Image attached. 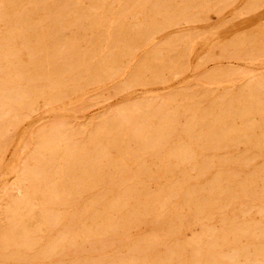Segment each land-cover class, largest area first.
Returning <instances> with one entry per match:
<instances>
[{
  "label": "rangeland",
  "instance_id": "374dc122",
  "mask_svg": "<svg viewBox=\"0 0 264 264\" xmlns=\"http://www.w3.org/2000/svg\"><path fill=\"white\" fill-rule=\"evenodd\" d=\"M30 1L33 3L24 1L14 7V11L16 12L14 13L15 15H18L19 13H20L19 15H21L23 12H31L33 14V17L31 20L27 22H21L18 24V26L21 32L23 31L26 32L28 29L34 28L35 36L30 37L29 41L31 42V44L37 43V41L41 42L42 49H45V50L47 49L48 51L49 49H52L55 47L54 45L55 38L47 35L49 30H52L54 23L49 22L48 20H46V18H43L44 14L50 8V5L44 3V0L43 1L42 0H30ZM118 1L119 0H115L111 2V5H110L111 11H108V17L104 19L105 21L107 20L106 24L103 22L104 20L101 21L100 22L101 25L95 26L92 30H90L88 34H86L85 31L83 30V27H85V24H86L85 17L81 18L83 19L82 21L81 20L78 21V24L80 23L78 26L76 25L71 26V24L67 26V30L69 33L67 32V37L60 41L66 42L65 44H67V42L71 40L69 44L75 45V46L74 47L63 46V49L64 47L65 49L63 50V53L61 56H63L64 59L68 60L71 57L70 58L71 61H76L77 58H79L85 53L87 46H89V44L92 42L93 39L94 41H97L101 39V37L102 39L99 40L98 43L96 44L97 54H100L102 50L104 52L103 38L105 37L104 36L105 31L109 30L110 21L114 20V19H111V16H114V15L117 16V14L121 12L123 5H125L124 2H126V0H120L119 2ZM151 1L152 3H145V5L142 4L143 8L140 5V7L138 8V11L135 12L134 17L129 15L131 17L130 18L127 15V17L123 19V23H125L124 24L125 27L133 28V30L135 29V31H137V29L134 28L135 24H141L142 26L145 27V32L143 33V36L141 38L136 39L134 41L135 42L134 43L135 45H133L134 49L132 50L130 55H127V57L118 56L120 53L119 50L121 46L118 49L114 50V53H116L114 54L115 55L114 64L104 63L98 69L88 68V70H86L87 67H89V66H86L84 69L82 68V70L79 69L78 71L74 69H72L71 71L68 70L67 72H69L70 74L66 73L64 77H55V76L53 77L52 76L49 78L50 81L48 80V78L44 79L43 76H41V78L40 76H34L31 79H26V80H32L30 81L31 82V84H29L30 86H27L28 83L25 80L20 81L19 83L9 82L10 80H7L9 79L7 76L9 75L6 74L5 70H4L5 72L3 73V70L0 69V79L5 77L7 81V83L4 86L8 88L9 90V91L8 90L6 91L7 94L13 93L12 96L14 95L15 99H17L14 105L15 110L13 111L12 115L8 116L3 121V124L1 125V128H0V213H1L0 214V231L3 228L7 227V225L10 222V219H12L10 216V219L8 220L9 216L7 217L6 209L9 206V203L10 204L12 203L13 197L17 195L18 192L16 189L28 184L27 182L26 184L21 182V174L23 172L22 167L23 166L25 167L29 164L34 165V162L31 159H33V155H34L33 152H35L34 150L37 149V145L40 143V139H39L40 134L43 132L56 131L59 134V138L61 140L60 141L61 149L59 150V154H57L58 156L55 157L56 159L54 158L55 159L54 162L58 164L63 160V157H62L63 155L60 153L67 146H68V149L72 148L77 153L80 150V152L78 153L79 154L78 160L71 167L68 166L66 168V171L68 172L70 176L74 175L73 178L83 177L84 180L88 179L87 176H81V175H84V172L86 171L85 169H87V171H90V172H93V171L99 172L101 175V183L98 184L97 187L96 185L86 187L85 190H87V192L85 190L83 192H78L76 191L75 188L71 187V185L66 182V184L63 185V190L67 192V195H69V197L72 200L71 202L69 201L65 203V209H63V212H62L61 222L53 227L48 228L47 231H44L43 232L44 239H42L40 242L49 241V238L50 240L51 238L52 240H54L55 238H57V236H60L63 233L62 231L65 227L69 229L77 228L79 224H77L76 222H73L75 226L73 224L72 226V225H69L70 223L69 221L71 220L75 221V217H76V214H74L75 211L79 210L80 206L83 205L84 203L86 205H89L99 190L104 191L106 194L105 203H110V200L116 197L118 192L124 191L125 189H130L131 187L130 190H132L133 193H135V195L138 197L137 198L138 201L137 202L132 201V199L125 201L124 203L125 204L127 203L126 205H129V206H133L135 203H139V200H140V203L142 204L144 203L146 194L156 195L163 190L164 193H166L165 195L163 194L164 198L166 199V197L168 196L170 197V199L168 197L165 200L166 205L168 206L170 202L171 209L173 210L175 209V210H174V213L172 212L169 213L170 211L168 209L164 210L163 214L166 215L167 213V215L165 216L166 217L165 219H167V223H168L167 225L160 224V222H158L157 224L145 223V221H142V219L144 218L143 217L140 219V222L142 224L139 222L140 227L138 226L139 224L138 225L134 224L132 226L131 223H130V226H128L129 224H127V225H124L123 227V223L122 221H120L121 219L118 218L120 217L121 213L115 212V211H113L110 216V219H113V221L115 222L109 219V221H111V225L113 226L109 230H105V224H103L102 226V222L99 220L93 223H91V221H88L86 223V227L83 226L84 229L90 230V231H97L99 229L98 231L101 237L104 238V240L103 238L100 237L99 239H91L90 242L85 241L83 243H77L78 249L74 253L58 254L54 257L52 256L49 260L44 261V263L42 264H112L113 262H114L113 264H116V263L126 264V262H128V260L132 258L134 260L132 259L133 260L132 262H128L129 264H133V263L137 264L136 261L138 262V264H140V262H142L141 261L142 258L144 262L146 260L148 262H151V260L158 261V259H161V256L163 257L165 256L168 259L169 255L170 257L168 260H171L173 264H179V262H174L178 258V256L171 254L173 253L175 249H177L180 253L179 256L181 257L183 261L182 264L190 263V260H191V263L193 262L194 264H200V263L205 264L204 263L205 260L207 264H221V263L222 264H230V263L236 264V261L238 260L239 262L237 264H240V263L244 264L245 262L246 264H253V263L254 264H264L263 263L264 262V239H263L264 237V204H263L264 202L263 200L264 199V193H263L264 191V187H263L264 186V180H263L264 179V147L263 146L264 145H261V146L259 145V147L258 145L256 146L252 144H250L251 146L242 145V143H240L239 145L238 143L237 144L232 143L233 145L231 144L229 145L227 143H223V145H214V146L207 145L209 141V137H210L209 128H211V123H210V120L208 119L215 118L214 114H216V120L214 122L215 124L214 130L217 127V129L218 128H221L222 130L224 129V132L225 130L226 132H229L230 128L234 129L233 131L240 130L241 128V131L246 132V133L240 132L242 136L241 140H243V134H246L248 136L250 135L249 137H252V138L255 136V139L261 138L262 134L264 135V110H263L264 109L263 108L264 107V91L262 92V90H264L263 89L264 81H262L263 83L261 82V79L262 80L264 79V0H163L165 5L158 3V6H157L159 9H161L162 12H160L161 14L160 13L155 14V18L153 17L154 14L151 12V9L156 8L155 5L157 4V2H159V0H151ZM87 2L89 3V5ZM34 3L35 4L39 3V5L35 7ZM41 3L42 5H40ZM0 4L6 7L9 6L6 4V0L5 1L0 0ZM65 4H67V6H65ZM185 5H188L187 9L185 10V14H181V9L183 10V7H185ZM39 6L41 7L39 8ZM57 7L59 11L61 10L63 12V11H67L68 9H69L68 11H70V9L76 8L77 5L75 3L73 4L72 0H69V1L66 0L64 3H61ZM92 10H93L92 0L90 1L86 0L85 3L82 5V7L78 9L76 12L84 16L86 15L88 16L93 11H95V10L93 11ZM151 13H152V16H151ZM188 18H189V21H188ZM115 21H118V19L115 18ZM171 21L174 22L173 26L170 24ZM13 24L14 23L12 22L11 25ZM6 25H10V23L5 24L3 21H0V41L2 40V42L4 41L2 36H3V33L5 32L4 30H6L7 28ZM162 25H164L165 27H162L163 29L162 28L159 29L160 31L158 29H155L156 32H154L155 30H153L154 33L151 32V29L153 28V26L159 27ZM69 26L70 28L68 29ZM76 27H80V28L82 27V28L77 29ZM141 31H143V28H140V32ZM86 36L89 38L85 40ZM17 38L15 37V39L11 40V43L13 42L12 46H14V49L21 52L23 51L21 50L22 38L20 37H17ZM77 41H78V45H76ZM86 43L87 45H85ZM4 44H6V42H4ZM60 47H62V45H60ZM260 48L261 50H259ZM79 50H80V53L82 54L79 53ZM155 51H156V54H152ZM133 53L135 54L133 55ZM19 54H21L20 57L22 59L19 57ZM18 57L19 59L17 58L16 64L22 67L25 66V69H28L30 71L31 68L27 66L28 61H29V59L27 58L29 57L28 54L25 53L24 51V52L18 53ZM64 59L61 58V60L63 61ZM61 60L58 62L59 64L55 63L54 66L55 65L58 66L60 65V63H63L61 62ZM47 61H49L50 63L49 65H46L45 60H43V63L45 66L44 69H47L48 71H50L52 65H51L50 60H47ZM68 76H70L69 79H66L68 78ZM52 78H53V81H52ZM258 78L260 81H257ZM254 81H255V85L253 84L254 85L253 86L252 83H254ZM258 82L260 84H257ZM52 84H55V85H52ZM15 86H18V87L12 89ZM257 86L258 88L256 89ZM244 88L245 89L248 88L247 91H245ZM257 91L258 92L261 91V93H257ZM244 92L246 93L249 92L251 93V95H249V93L246 94ZM253 93H256V95ZM23 95L24 96L26 95L25 98H27V99H23L24 101H26L25 103H23V101L21 100ZM248 96L249 97L251 96V103L253 102V105L250 104V98H248ZM37 97H38V100L35 101V98ZM244 97H247L248 101ZM253 100L258 102L257 106H255L256 104H255V101ZM223 102L226 104V106ZM238 102H240L241 105L247 106L250 104V106L255 107V109L253 110L255 112H253V114H252V110L250 112L251 118L249 116V119L245 120L244 118H240L239 116H237L238 113L243 112V110L238 109L239 108ZM259 104H262L263 109L261 108V105L259 106ZM228 106L229 107L232 106V107L229 108ZM233 106L236 107V108L234 107L236 111L233 108ZM19 107L21 108V111ZM221 107L223 109H228L229 113H231L232 115L233 114L236 115V116L234 115L235 117L234 119H232L234 122L233 121L230 122V124L233 126H231L230 124L224 126L223 121H221L223 118H220L218 120L217 117H218V114L222 110ZM218 109L220 112H218ZM120 111H123V113L119 114ZM256 111L257 113L258 112L259 113L257 114ZM210 112H211V115H210ZM137 114H139L140 117ZM161 114L164 116H162ZM167 115H169L171 122ZM137 116H138V119L140 118L139 120H137ZM157 116L158 118H162V120L157 121L156 119H154V118H157ZM145 118L147 119L145 120ZM237 118L240 120H237ZM143 120L145 121L143 122ZM202 121L203 123H201ZM245 122H247V124H245ZM141 124H143V127ZM208 124H210V127L207 126ZM218 124H220L221 126ZM256 124L259 126H257ZM234 126H236V128ZM237 126L239 129H237ZM132 127H133V130H132ZM157 127L158 128L160 127L159 129L160 133L159 131L157 132L158 138L156 137L157 139H159L158 143L160 145L158 144L157 145L150 144L148 146L132 145L135 139L138 140L137 138L139 139L144 138V141L148 144L147 142L148 139L155 134V128ZM165 127L168 128V130L166 129L167 133L165 131ZM190 127L193 130H191ZM254 127L256 129L255 131L253 130ZM147 128L149 130H147ZM62 129L64 132H62ZM138 129H139V132H138ZM204 129L206 130L204 131ZM245 129H248V131ZM250 129H252L254 133L252 131L250 132ZM202 130L205 133H203ZM190 131L194 134H191ZM97 132L99 135L97 134ZM197 133H199L198 136H197ZM201 133L203 135H201ZM258 133L260 134L258 135ZM126 134H128L129 136ZM234 134H235L234 132H229L230 138ZM91 135H93L94 141L91 140L92 139ZM97 135L99 138L97 137ZM123 136H124V139L126 138V141H127L123 143L124 146L121 145V143L124 141ZM167 136L169 139L167 138ZM235 136H240V134L238 133ZM186 137L191 142H188L186 140ZM195 139L197 140V142ZM104 140H107V141H104ZM130 140L132 141L130 142ZM162 140L165 142L161 143L163 142ZM205 140H207V142L203 143ZM194 142L196 143L195 145H194ZM92 143L94 144V146ZM189 143L191 145L189 146L186 145ZM73 144H74V147H73ZM108 144H109V147L107 146ZM181 144L187 147L185 146L183 147ZM69 145H71V147ZM89 145L90 147L92 146V148L87 149L86 146L89 147ZM205 145L207 147H204V149L202 150L203 146ZM179 146L180 148H178ZM212 146L213 148H211ZM114 147L117 148L118 150L115 149ZM118 147H121V151H119ZM122 147L125 148V151L124 149L122 150ZM127 147H130V148L127 149ZM142 147H147V148H142ZM150 147H153V148L150 149ZM142 149L143 151L145 150L147 153L145 151L143 152ZM200 149H201V152H200ZM128 150L130 152V155H129ZM132 151L133 152L136 151V153L137 152L138 153L137 154L134 153L135 154L134 156ZM153 151L154 152L156 151V152L154 153ZM142 152L145 155H143ZM180 152L181 154H179ZM125 153H127V155H125ZM156 153L160 154L159 157H158V154ZM167 153H170L172 155L173 154L177 155L175 156V160H176L175 164L171 165L168 163L167 165V162H164V164L162 163ZM200 153L202 154L200 155ZM110 154H117L119 155V157L113 160ZM149 154H151V157ZM191 154L194 155L195 157L193 156L194 157L193 158ZM100 156L102 159L100 158ZM144 156L145 157L148 156L149 158L148 157L145 158ZM153 156L155 157V160ZM188 156L190 157V159L188 158V161H187ZM237 156L239 158H236ZM108 157L110 158L108 159ZM93 158H94V161H93ZM181 158L185 159L184 163ZM207 158L210 161H207ZM97 159H99L100 162ZM104 159H107L105 160V162L107 163L103 161ZM178 159H180L181 162L178 161ZM191 159L194 161H192ZM242 159L245 161V163ZM201 160L205 162L202 163ZM241 160H242V163H241ZM21 161H22V164H21ZM92 162L94 164H92ZM116 163H119V164L117 165ZM105 164H108V166ZM174 165H175V168H174ZM202 165H203V169L201 170ZM85 166H88V168H86ZM105 166H107V168L104 169ZM137 166L138 167L140 166V168L144 166L145 170L144 168L140 169ZM90 167L91 169L93 168V171H91ZM118 167L119 169H117ZM121 168H123L124 170ZM155 168H156V171H155ZM164 168H167V170L165 169L164 171ZM222 168L225 171L224 173H223ZM127 169L130 170V172H128ZM261 169H262L263 174L261 172ZM115 170L116 172L114 173ZM219 170L222 172H220ZM256 170H258L257 174L255 173ZM105 171H108V173ZM136 171L137 173L138 171H140L141 174L142 173L144 174L146 172L145 173L146 184L138 183L137 186L136 184L131 185V181L128 178H132L131 176H133ZM201 171H204V172H201ZM124 172L126 173V177H128V178L125 177L126 179H122L125 174ZM131 172L132 174H130ZM258 172H261V174ZM119 173L121 175L123 174V177L121 175L118 176ZM162 173L164 174L166 173V174L162 175ZM231 173L236 175L235 177H237V179H235L234 175ZM128 174L131 176H129ZM148 174L151 177H149ZM169 175H170V178H169ZM152 176H155V177L158 176V178H156L155 180V177H152ZM256 176H259V178L260 177L261 178L258 179L257 177L256 179L255 178ZM116 178L120 180V182ZM225 178L226 179L230 178V179L226 180ZM245 178L247 179V181ZM148 179H150V181ZM175 179L176 180L178 179L177 182L180 185V187H178L179 185L177 184ZM183 179L185 182L184 185H183ZM222 179H225V180H222ZM233 179H234V183H236L237 185L240 183L238 182L239 179H241L240 180L242 182L241 184L244 186L245 192H246V193L244 192V195L240 196L241 193L239 194L235 191H232L231 187H229L230 183H228V181L233 182ZM122 180L124 184L122 183ZM169 180L170 182H173V183L176 182L175 183L176 185L175 184L171 185L169 183V186H168L167 182H169ZM164 181L166 182L167 186L164 183ZM225 181L228 184H226ZM148 182H151V183H148ZM18 183H19V187L17 185ZM121 185L123 186L121 187ZM172 186H173V190H171ZM188 187L190 188V190L192 188V194L193 193L196 194V197H198L197 198L198 201L201 202L200 205L201 207L203 206V209L201 208L202 211L195 212L193 204H190L187 201L185 204V201L181 199L184 196V192H182L183 194L182 193L179 194L177 191H180V190L190 191ZM193 187H194V191H193ZM105 188H107V190H105ZM204 188L206 191H204ZM44 189H45L44 182L38 184L35 194L31 195V197L35 198V201L33 202L32 201H27V202L19 201V203H16L17 205L16 208L19 209V206L21 207V205L23 206L26 204L27 205H30V204L44 205V203L42 202L43 196L41 194ZM174 189H176V191ZM202 189L203 191H201ZM224 189L226 190L224 191ZM170 190L172 191L171 196H170V192H171ZM146 191L148 192L146 193ZM214 191H215V195L213 194ZM143 192L145 194H143ZM249 194L251 195V197ZM71 195L73 198L71 197ZM77 195H80V196L77 197ZM231 195L233 198H230ZM237 195L239 196L237 197ZM108 196L110 197L108 198ZM174 196L176 197L174 198ZM178 197L179 199H177ZM234 197H237V198H235L234 200ZM202 198L203 199L205 198L204 199L205 201H203ZM250 199H251V203H250ZM180 200L182 201L180 202ZM206 200H208V203H206L207 202ZM224 201H228V204L230 203L231 204L228 205L227 202L224 203ZM259 201L261 202L259 203ZM236 202L238 203V205ZM210 204L211 206L212 205L214 206L209 207ZM96 205L98 208L96 209L97 215H100L102 211L100 208L101 204L99 203V206L98 204ZM170 205L168 206V208H170ZM178 205L181 207L183 206V207L181 208ZM206 205L208 206V208ZM222 205H223V208H222ZM224 206L225 207L228 206V207L225 209ZM251 206H254V207L251 208ZM258 206L260 207L259 209H258ZM218 207H219V211H217ZM247 208H248V211H247ZM2 209H4V212ZM208 209H210V212H208L209 211ZM222 209H223V212H222ZM211 210L212 211L214 210V211L212 212ZM220 210H221V213H220ZM179 213L182 214L183 217ZM197 213H199L200 215L198 216ZM3 214L7 217L6 219ZM188 215H190V217ZM174 216L176 219L174 218ZM205 216L207 217L205 218ZM207 218H209L210 220ZM2 220H5V221H2ZM232 220H234L235 223ZM206 221L208 222L206 223ZM180 224H181V228H180ZM34 225L36 226L35 223ZM135 226H136V229H135ZM206 226L209 227L208 229H211V230H207ZM163 227L165 228L163 229ZM166 227L169 228L170 232L169 234L165 236L166 232L164 231L165 229L167 230ZM171 227H172L174 234H172V230L170 229ZM174 227L176 229V232L179 234H176V232L174 231ZM231 227L233 228V231ZM255 227L257 228L258 232ZM202 231L204 232L203 234H202ZM260 231L263 233V235ZM211 232L213 236L211 235ZM254 232L255 234H253ZM242 233H244L243 235L244 238H242ZM251 233L253 235H251L250 237ZM255 235L257 237H254ZM239 236L241 237L240 238L241 240L239 239ZM195 238L197 239L195 240ZM208 238L210 239L209 241H208ZM151 239H152V242H150ZM213 239H214V242H213ZM216 239H217V242H216ZM237 239H239V241ZM142 240L144 242H142ZM205 240H207V245L205 244L206 243ZM139 241H141L140 246L136 245L139 243ZM225 244H227L228 246ZM174 245L175 246L179 245V246L175 247ZM246 245L248 249H245L247 248L245 247ZM207 246L209 247L207 248ZM226 246L228 247V249ZM210 247L212 248L210 249ZM195 248L196 249L201 248V249L196 250ZM206 248L208 250H206ZM167 249L169 250L172 249V252L168 251ZM135 251L137 254H135ZM233 251L238 254H235ZM226 252L231 253L233 255L232 256L231 254H229L231 260L229 259V255ZM189 253L191 257L189 256ZM220 253H222L224 256L222 254L220 255ZM135 255H138V256H135ZM132 256H135V257H132ZM223 257H225L226 259ZM212 259L216 260V262L214 261L212 262ZM227 259H229V261H227ZM242 259L245 260V262H242L243 261ZM194 260H196L198 263L196 261L194 262ZM256 260L259 261V263H257Z\"/></svg>",
  "mask_w": 264,
  "mask_h": 264
},
{
  "label": "bare ground",
  "instance_id": "6f19581e",
  "mask_svg": "<svg viewBox=\"0 0 264 264\" xmlns=\"http://www.w3.org/2000/svg\"><path fill=\"white\" fill-rule=\"evenodd\" d=\"M5 1V0H4ZM24 1H28V2H30V3H33V2H31L30 0H6V4L7 5H9L10 6V8H9V6H3V5H1L0 4V21H3L5 24H9L10 23V25H6L7 26V28H6V30H4L5 32L3 33V42H2V40L0 41L1 43H0V69H2L3 70V73L6 71V74L7 75H9V76H7L9 79H7V80H10L9 82H15V83H19L20 81H23V80H25L27 83H28V85L27 86H30L29 84H31V82L30 81H32V80H26V79H31V78H33L34 76H40V78H41V76H43V78L45 79V78H48V80H49V78L50 77H64L65 76V74L66 73H69V72H67L68 70L69 71H71L72 69H74V70H79V69H81L82 70V68L84 69L86 66H89V67H87V69L86 70H88V68L90 69V68H100V66H102V64H104V63H110V64H114V62H115V55L114 54H116V53H114V50H116V49H118L120 46V53H119V55L118 56H126L127 57V55H130V53L132 52V50L134 49L133 47V45H135L134 43V41L136 40V39H139V38H141L142 36H143V33L145 32V27L144 26H142L141 24H135V26H134V28H136L137 29V31H135V29L133 30V28H129V27H125L124 26V24L125 23H123V19H125L126 17H127V15L129 16V15H131L132 17H134L135 16V12H137L138 11V8L140 7V5L142 6V4H144L145 5V3H152V1L151 0H126V2H124L125 3V5H123V8H122V10H121V12H119V14H117V16L116 15H114V16H111V19H114V20H112V21H110V26H109V30H106L105 31V37L103 38V42H104V47H103V49H104V52H103V50H102V52L100 53V54H97V46H96V44L98 43V41L99 40H101L102 39V37H101V39H99V40H97V41H94V39L92 40V42L89 44V46H87V49H86V51H85V53L82 55V56H80L79 58H77V60L76 61H71L70 60V58L67 60V59H64L63 58V56H61L62 55V53H63V50L65 49V47H64V49H63V46H72V47H74L75 45H71V44H69V42L71 41H69V42H67V44H65L66 42H63V41H60V40H62V39H64V38H66L67 37V32H68V30H67V26L68 25H70L71 24V26L73 25H76V26H78L79 24H78V21L79 20H83V19H81V18H84L85 17V19H86V24H85V27H83V30L85 31V33L86 34H88L89 32H90V30H92L95 26H98V25H101L100 24V22L101 21H103L105 18H107L108 17V11H111L110 10V5H111V2H113V1H115V0H92V5H93V10H95V11H93L90 15H86V16H84V15H82V14H79V13H77L76 11L78 10V9H80L81 7H82V5L85 3V1L86 0H72L73 1V4L75 3L76 5H77V7L76 8H74L75 7V5H74V9H70V11H59V9H58V5H60L61 3H64L66 0H44V3H46V4H49L50 5V8L47 10V12L44 14V16H43V18H46V20H48L49 22H52V23H54V26H53V28H52V30H49V32L47 33V35L48 36H52L53 38H55V42H54V45H55V47L54 48H52V49H49L48 51H47V49L45 50V49H42V45H41V42H38L37 41V43H34V44H31V42L29 41V38L30 37H32V36H35V33H34V28H32V29H28L26 32H24L23 30V32H21L20 31V28H19V26H18V24L19 23H21V22H27V21H29V20H31L32 19V17H33V14L31 13V12H23L21 15H15L14 13H16L15 11H14V7L16 6V5H19V3H22V2H24ZM43 1V0H42ZM69 1V0H68ZM90 1V0H89ZM120 1V0H119ZM118 1V2H119ZM117 2V3H118ZM43 3V2H42ZM42 3L40 4V5H42ZM68 3V2H67ZM88 3V2H87ZM158 3H160V4H162V5H165V3H164V1L163 0H159V2H157V4L155 5L156 6V8H152L151 9V12L154 14L153 15V17L155 18V14H158V13H160V12H162L161 11V9H159L157 6H158ZM171 3V2H170ZM3 4V3H2ZM37 5H39V3H34V6L35 7H37ZM88 5H89V3H88ZM64 6V5H63ZM65 6H67V4H65ZM64 6V7H65ZM41 6H39V8H40ZM120 7H122V6H120ZM187 7H188V5H185V7H183V10L181 9V14H185V10L187 9ZM251 7V6H250ZM72 8V7H71ZM142 8H143V6H142ZM18 9V8H17ZM62 9V8H61ZM164 9V8H163ZM84 10V9H83ZM144 10V9H143ZM257 10V9H256ZM87 11V10H86ZM88 11H90V10H88ZM147 11V10H146ZM141 12V11H140ZM180 12V11H179ZM117 13V12H116ZM115 13V14H116ZM150 13V12H149ZM152 13H151V16H152ZM202 13H203V11H202ZM110 14H111V12H110ZM109 14V15H110ZM161 14V13H160ZM187 14V13H186ZM130 17V16H129ZM115 18H117L118 19V21H115ZM131 18V17H130ZM185 18H186V16H185ZM84 19V20H85ZM45 20V21H46ZM107 21V20H106ZM106 21L104 20L103 22L106 24ZM188 21H189V18H188ZM14 23L13 25H11V23ZM187 22V21H186ZM29 23V22H28ZM173 23L174 22H172L171 21V25L173 26ZM82 24V23H81ZM5 26V27H6ZM105 27H107V26H105ZM162 27H165L164 25H162V26H159V27H157V26H153V28L151 29V32H153V30H155V29H161ZM70 28V26L68 27V29ZM77 29H81L80 27H76ZM97 28V27H96ZM95 28V29H96ZM129 28V29H128ZM140 28H143V31H141L140 32ZM46 29V28H45ZM163 29V28H162ZM72 30V29H71ZM160 31V30H159ZM3 32V31H2ZM1 32V33H2ZM148 32V31H147ZM154 32H156V30L154 31ZM153 32V33H154ZM69 33V32H68ZM2 35V34H1ZM81 35H83V34H81ZM90 35V34H89ZM88 35V36H89ZM91 36V35H90ZM89 36V37H90ZM15 37L17 38V37H20V38H22V42H21V44H22V46H21V50H23V51H21V52H24L25 51V53H27L28 54V56L29 57H27L28 59H29V61H28V67H30L31 68V70L29 71L28 69H25V66L24 67H22V66H19V65H17L16 64V60H17V58L19 59V57H20V55L21 54H19V57H18V53H21L20 51H17L16 49H14V46H12V43H11V40H13V39H15ZM89 37H87L86 36V38H85V40L87 39V38H89ZM76 38H77V36H76ZM153 38V37H152ZM17 39H19V38H17ZM72 39V38H71ZM243 39V38H242ZM260 39V38H259ZM54 41V40H53ZM72 41H74V40H72ZM4 42H6V44H4ZM80 42V41H79ZM148 42V41H147ZM241 43H242V41H241ZM259 44V43H258ZM262 44V43H261ZM20 45V44H19ZM18 45V46H19ZM60 45H62V47H60ZM76 45H78V41H77V44ZM85 45H87V43L85 44ZM17 46V45H16ZM160 46V45H159ZM44 47V46H43ZM51 47V46H50ZM79 47H80V45H79ZM165 48V47H164ZM167 48V47H166ZM102 49V48H101ZM67 50V49H66ZM259 50H261V48L259 49ZM67 52V51H66ZM82 52H83V50H82ZM116 52V51H115ZM79 53H80V50H79ZM136 53V52H135ZM135 53H133V55L135 54ZM78 54V53H77ZM80 54H82V53H80ZM152 54H156V51L154 52V53H152ZM168 54V53H167ZM65 55V54H64ZM75 55V54H74ZM79 55V54H78ZM76 56V55H75ZM133 57V56H132ZM21 58V57H20ZM25 58V57H24ZM23 58V59H24ZM61 58L62 59H64V61L63 60H61ZM22 59V58H21ZM20 59V60H21ZM26 59V58H25ZM43 60H45V63H46V65H49L50 63H49V61H47V60H50V62H51V70L50 71H48L47 69H44V63H43ZM61 60V62H63V63H60V65H55L54 66V64L55 63H58L59 61ZM75 60V59H74ZM47 61V62H46ZM27 64V63H26ZM59 64V63H58ZM146 64H147V62H146ZM127 65V64H126ZM49 67V66H48ZM126 69V68H125ZM5 70V71H4ZM123 70V69H122ZM89 73V72H88ZM70 74V73H69ZM68 74V75H69ZM76 74V73H75ZM112 74V73H111ZM118 75V74H117ZM2 76V75H1ZM5 76V75H4ZM71 76V75H70ZM70 76H68V78H66V79H69V77ZM36 78V77H35ZM38 78V77H37ZM39 78V79H40ZM86 78V77H85ZM260 78V77H259ZM259 78L257 79V81H260L259 80ZM261 79V78H260ZM36 80V79H35ZM48 80H47V82H48ZM63 80H64V78H63ZM50 81V80H49ZM52 81H53V78H52ZM256 81V82H257ZM262 81H264V79L262 80L261 79V82ZM30 82V83H29ZM56 82V81H55ZM246 82V81H245ZM7 83V81H6V78L4 77V78H1L0 79V128H1V125L3 124V121L8 117V116H10V115H12V113H13V111L15 110V103H16V101H17V99H15V96L13 95L12 96V94L13 93H9V94H7V90H8V88H6V87H4L5 86V84ZM33 83V82H32ZM221 83V82H220ZM263 83V82H262ZM8 84H10V83H8ZM12 84V83H11ZM51 84V83H50ZM56 84H58V83H56ZM251 84V83H250ZM255 85V81H254V83H252V85ZM257 84H260L259 82L257 83ZM52 85H55V84H52ZM253 85V86H254ZM59 86V85H58ZM16 87H18V86H15V87H13L12 89H14V88H16ZM25 87V86H24ZM75 87V86H74ZM262 87V86H261ZM63 88V87H62ZM252 88V87H251ZM258 88V86L256 87V89ZM259 88H260V86H259ZM230 89V88H229ZM245 89V88H244ZM243 89V90H244ZM248 89V88H247ZM247 89H245V91H247ZM255 89V88H254ZM264 89V88H263ZM29 90V89H28ZM262 90V89H261ZM9 91V90H8ZM256 91V90H255ZM254 91V92H255ZM264 90H262V92H263ZM242 92V91H241ZM252 92V91H251ZM29 93V92H28ZM244 93H246V92H244ZM249 92H247L246 94H248ZM257 93H261V91L260 92H258L257 91ZM10 94H11V96H10ZM253 94H255L256 95V93H253ZM33 95V94H32ZM31 95V96H32ZM44 95V94H43ZM249 95H251V93H249ZM257 95H259V94H257ZM238 96H239V94H238ZM13 97V98H12ZM26 97V95L24 96L23 95V97H22V101H23V103H25L26 101H24L23 99H27V98H25ZM253 97V96H252ZM241 98H243V97H241ZM246 100L248 99V98H250V104H252L253 105V102L251 103V96L249 97L248 96V98L247 97H244ZM31 99V98H30ZM258 99V98H257ZM38 100V97L37 98H35V101H37ZM255 100H256V98H255ZM255 100H253V101H255ZM29 101V100H28ZM240 101V100H239ZM248 101V100H247ZM219 102H220V100H219ZM262 102V101H261ZM224 103V102H223ZM222 103V104H223ZM228 103V102H227ZM239 103V108L238 109H241V110H243V112L242 113H238V115L237 116H239L240 118H244L245 120H248L249 119V116H250V112H251V110H252V114H253V112H255V111H253L254 109H255V107H253V106H250V104L249 105H241V103L240 102H238ZM245 103V102H244ZM257 101H255V106H257ZM157 104V103H156ZM225 104V103H224ZM242 104H243V102H242ZM248 104V103H247ZM193 105V104H192ZM195 105V104H194ZM229 105V104H228ZM234 105V104H233ZM261 105V108H262V104H259V106ZM225 106H226V104H225ZM154 107H155V105H154ZM223 107V106H222ZM221 107V108H222ZM229 107V106H228ZM230 107H232V106H230ZM229 107V108H230ZM235 106H233V108H234ZM16 108H17V106H16ZM20 108V107H19ZM162 108V107H161ZM236 108V107H235ZM234 108V109H235ZM257 108V107H256ZM264 108V107H263ZM262 108V109H263ZM194 109V108H193ZM17 110H18V108H17ZM259 110V109H258ZM264 110V109H263ZM20 111H21V108H20ZM151 111V110H150ZM149 111V112H150ZM160 111V110H159ZM235 111H236V109H235ZM234 111V112H235ZM260 111V110H259ZM198 112V111H197ZM196 112V113H197ZM218 112H220L219 111V109H218ZM233 112V111H232ZM16 113V112H15ZM123 113V111H120L119 112V114H122ZM196 113H194V114H196ZM212 113H214V112H212ZM236 113V112H235ZM256 113H257V111H256ZM255 113V114H256ZM259 113V112H258ZM257 113V114H258ZM254 114V115H255ZM256 114V115H257ZM14 115V114H13ZM138 116H139V114H137ZM154 115H156V114H154ZM162 115V114H161ZM203 115V114H202ZM208 115V114H207ZM210 115H211V112H210ZM209 115V116H210ZM235 114H231V113H229V110L228 109H223L222 108V110H221V112L218 114V120L220 119V118H223V119H225V120H221V121H223V125L224 126H226V125H229L230 124V122H232L233 120L232 119H234V117L236 116H234ZM263 115V114H262ZM116 116V115H115ZM123 116V115H122ZM134 116V115H133ZM136 116V115H135ZM138 116H137V120H139L138 119ZM149 116V115H148ZM159 116V115H158ZM158 116H157V118H154V119H156L157 121L158 120H162V118H158ZM162 116H164V115H162ZM168 117H169V115H167ZM199 116V115H198ZM214 116H215V118H211V119H208V120H210V123H211V128H209V130H210V137H209V141H208V143H207V145H223V143H227V144H231V145H233L234 143L235 144H237L238 143V145L240 144V143H242V145H250V144H252V145H258V147H259V145L261 146V145H264V135L262 134V137L261 138H259V139H255V136L252 138V137H249L248 135H246V134H243V140H241V138H242V136H241V133L240 132H244V133H246L245 131H241V128H240V130H235V131H233L234 129H232V128H230V130H229V132H234L235 134L233 135L234 136V138H233V136L230 138V136H229V132H226V130H225V132H224V129L222 130L221 128H218L217 129V127H216V129L214 130V126H215V124H214V122H215V120H216V114H214ZM112 117V116H111ZM120 117V116H119ZM140 117V116H139ZM191 117V116H190ZM200 117V116H199ZM198 117V118H199ZM212 117V116H211ZM253 117V116H252ZM259 117H260V115H259ZM165 118V117H164ZM250 118H251V116H250ZM147 118H145V120H146ZM153 119V118H152ZM168 119V118H167ZM193 119V118H192ZM191 119V120H192ZM253 119V118H252ZM136 120V119H135ZM136 120V121H137ZM145 120H143V122L145 121ZM169 120H170V117H169ZM190 120V119H189ZM199 120V119H198ZM201 120V119H200ZM237 120H240V119H238L237 118ZM244 120V121H245ZM131 121V120H130ZM135 121V122H136ZM174 121V120H173ZM196 121V120H195ZM207 121V120H206ZM206 121H205V123H206ZM252 121V120H251ZM257 121V120H256ZM140 122V121H139ZM170 122H171V120H170ZM170 122H168V123H170ZM209 122V121H208ZM234 122V121H233ZM255 122V121H254ZM259 122V121H258ZM108 123H109V121H108ZM107 123V124H108ZM146 123V122H145ZM201 123H203V121L201 122ZM204 123V124H205ZM263 123V122H262ZM152 124V123H151ZM157 124H158V122H157ZM172 124H173V122H172ZM197 124V123H196ZM217 124V123H216ZM235 124V123H234ZM244 124V123H243ZM242 124V125H243ZM245 124H247V122H245ZM244 124V125H245ZM103 125V124H102ZM109 125V124H108ZM142 125V127H143V124H141ZM191 125V124H190ZM218 125H220V124H218ZM231 125V124H230ZM250 125H251V123H250ZM257 125V124H256ZM255 125V126H256ZM128 126V125H127ZM193 126H194V124H193ZM192 126V127H193ZM207 126H209L210 127V124H208ZM221 126V125H220ZM231 126H233V125H231ZM248 126V125H247ZM257 126H259V125H257ZM149 127V126H148ZM160 127H161V125H160ZM160 127L158 128H155V134L152 136V137H150L149 139H148V144L144 141V138L143 139H139V138H137L138 140H134V142H133V144L132 145H142V146H148V145H150V144H154V145H160L159 143H158V141H159V139H157L158 137H157V132L159 131V133H160ZM173 127V126H172ZM199 127H201V126H199ZM199 127H198V129H199ZM219 127V126H218ZM235 128H236V126H234ZM129 128V127H128ZM135 128V127H134ZM195 128V127H194ZM206 128V127H205ZM228 128H229V126H228ZM247 128V127H246ZM105 129V128H104ZM125 129V128H124ZM166 129L168 130V128L167 127H165V131H166ZM172 129V128H171ZM190 129H191V127H190ZM221 129V130H220ZM237 129H239L238 128V126H237ZM249 129V128H248ZM248 129H245V130H247L248 131ZM132 130H133V127H132ZM147 130H149L148 128H147ZM191 130H193V129H191ZM206 129H204V131H205ZM244 130V129H243ZM254 131L256 130L255 129V127H254V129H253ZM42 131V130H41ZM130 131H131V129H130ZM151 131H152V129H151ZM195 131V130H194ZM199 131H200V129H199ZM203 131V130H202ZM203 131V133H205ZM219 131V132H218ZM227 131H228V129H227ZM252 131V129H250V132ZM262 131H263V129H262ZM40 132V131H39ZM62 132H64L63 131V129H62ZM100 132V131H99ZM138 132H139V129H138ZM148 132V131H147ZM173 132V131H172ZM191 132V131H190ZM189 132V133H190ZM253 132V131H252ZM114 133V132H113ZM129 133V132H128ZM145 133H146V131H145ZM144 133V134H145ZM162 133V132H161ZM165 133V132H164ZM166 133H167V131H166ZM170 133V132H169ZM240 134V136H235L236 134ZM247 133H249V132H247ZM254 133V132H253ZM97 134H98V132H97ZM149 134V133H148ZM147 134V135H148ZM191 134H194V133H192L191 132ZM228 134V135H227ZM260 133H258V135H259ZM99 135V134H98ZM98 135H97V137H98ZM114 135V134H113ZM116 135V134H115ZM126 135H128V134H126ZM162 135V134H161ZM199 135V133H197V136ZM201 135H203L202 133H201ZM206 135V134H205ZM205 135H204V137H205ZM257 135V136H258ZM95 136V135H94ZM129 136V135H128ZM127 136V137H128ZM229 136V137H228ZM261 136V135H260ZM91 137H92V139L91 140H93V135H91ZM90 137V138H91ZM97 137H96V139H97ZM157 137V138H156ZM161 137V136H160ZM170 137V136H169ZM187 137H188V135H187ZM187 137H186V140L188 141V142H191L190 140H188L187 139ZM208 137V136H207ZM99 138V137H98ZM101 138H102V136H101ZM167 138H168V136H167ZM200 138V137H199ZM39 139H40V143L37 145V149L36 150H34L35 152H33L34 153V155H33V159H31V160H33V162H34V165L33 164H29V165H27V166H23L22 168H23V172H22V174H21V182H23L24 184H26V182L28 183L27 185H24L23 187H19V183L17 184L18 185V189H16L17 190V195H15L14 197H13V201H12V203L10 204L9 203V206L7 207V217H8V220L10 219V216H11V218L12 219H10V222H9V224L7 225V227H5V228H3L1 231H0V264H42V263H44V261H47V260H49L52 256L54 257V256H56V255H58V254H65V253H74L75 251H77V249H78V244L77 243H83V242H85V241H87V242H90L91 241V239H99L100 237H101V235H100V233H99V229L97 230V231H90V230H85L84 229V227L83 226H85L86 227V223L88 222V221H91V223H93V222H95V221H97V220H99V221H101L102 222V226H103V224H105V230H109L110 228H112L113 226L111 225V221H113V219H110V216H111V214H112V212L113 211H115V212H119V213H121L120 214V217H118V218H120V219H118V220H120V221H122V223H123V227H124V225H127V224H129L128 226H130V223L132 224V226L135 224V225H138L139 224V222H140V219L141 218H143L142 219V221H145V223H150V224H157L158 222H160V224H168L167 223V219H165L166 217V215H167V213H166V215H164L163 214V212H164V210H166V209H168L170 212L169 213H174V210L173 209H171V205H170V202H169V205H170V208H168V206L166 205V203H165V200L169 197H166V199L164 198V195L166 194V193H164V191L162 190L161 192H159L158 194H156V195H153V194H151V195H149V194H146L145 195V199H144V203H140V200H139V203H135L134 205H133V203H132V205L133 206H129V205H126L124 202L125 201H127V200H129V199H132V201H138L137 200V196L135 195V193H133V191L132 190H130L131 189V187H130V189H122V190H124V191H121V192H118V194L116 195V197H112L111 199L112 200H110V203H105V201H106V194H105V192L104 191H102V190H99V188H98V193L95 195V197L92 199V202L89 204V205H86L85 203L83 204V205H81L80 206V209L79 210H76L75 211V213L74 214H76V217H75V221H73V220H71V221H69L70 223H69V225H72L73 224V222H76L77 224H79L78 225V227L77 228H73V229H69V228H67V227H65L64 229H63V233L60 235V236H57V238H55L54 240H52V238H51V240H50V238H49V241H45V242H40L42 239H44V231H47V229L48 228H50V227H53V226H55V225H57L58 223H60L61 222V220H62V212H63V209H65V203H67V202H71V198L69 197V195H67V192L65 191V190H63V185L64 184H66V182L68 183V184H70L71 185V187H73V188H75L76 189V191H78V192H83L85 189H86V187H89V186H95L96 185V187H97V185L98 184H100L101 183V175H100V173L99 172H96V171H93V168L91 169V167H90V169H91V171H93V172H90V171H87V169H85L86 171L84 172V175H81V176H87V180H84V178L82 177V178H73L74 177V175L73 176H70L69 174H68V172L66 171V168L69 166V167H71L73 164H75V162L78 160V157H79V152H80V150L78 151V153L74 150V149H72V148H69L68 149V146L60 153V154H62L63 156V160L60 162V163H58V164H56L55 162H54V160L56 159L55 157H57L58 155L57 154H59V150L61 149V143H60V138H59V134L56 132V131H50V132H43V133H41L40 134V136H39ZM105 139H107V138H105ZM123 139H124V136H123ZM164 139H165V137H164ZM169 139V138H168ZM190 139H192V138H190ZM201 139V138H200ZM205 139V138H204ZM234 139V140H233ZM240 139V140H239ZM119 140H120V138H119ZM161 140V139H160ZM167 140V139H166ZM194 140V139H193ZM196 140V139H195ZM199 140V139H198ZM203 140V139H202ZM201 140V141H202ZM68 141V140H67ZM94 141V140H93ZM95 141H97V140H95ZM104 141H107V140H104ZM112 141H113V139H112ZM123 141V140H122ZM122 141H120V142H122ZM126 141V138L124 139V141L121 143V145H123L124 146V142ZM132 140H130V142H131ZM163 141V140H162ZM170 141V140H169ZM186 141V142H187ZM237 141V142H236ZM69 142V141H68ZM67 142V143H68ZM127 142V141H126ZM165 141H163V142H161V143H164ZM171 142V141H170ZM187 142V143H188ZM196 142H197V140H196ZM200 142V141H199ZM207 142V140H205L203 143H206ZM64 143V142H63ZM70 143V142H69ZM156 143V144H155ZM233 143V144H232ZM86 144V143H85ZM93 144V143H92ZM119 144V143H118ZM127 144V143H126ZM196 143L194 142V145H195ZM72 145V144H71ZM71 145H69L70 147H71ZM87 145V144H86ZM114 145V144H113ZM129 145H130V143H129ZM179 145H180V143H179ZM182 146H183V144H181ZM186 145H191L190 143L189 144H186ZM93 146H94V144H93ZM102 146V145H101ZM105 146V145H104ZM108 147H109V144L107 145ZM167 146V145H166ZM178 146V145H177ZM185 146V145H184ZM183 146V147H184ZM198 146V145H197ZM213 146L211 147V148H213ZM251 146V145H250ZM250 146H248V147H250ZM73 147H74V144H73ZM78 147V146H77ZM85 147V146H84ZM87 147V149L88 148H92V146L90 147V145H89V147L88 146H86ZM96 147V146H95ZM131 147V146H130ZM130 147H127V149L128 148H130ZM136 147V146H135ZM182 147V148H183ZM185 147H187V146H185ZM196 147V146H195ZM202 147V146H201ZM204 147H207L206 145L205 146H203V148H202V150L204 149ZM218 147V146H217ZM223 147V146H222ZM225 147H226V145H225ZM245 147H247V146H245ZM264 147V146H263ZM115 148V147H114ZM119 148V151H121V147H118ZM142 148H147V147H142ZM151 148H153V147H150V149ZM160 148H161V146H160ZM176 148V147H175ZM178 148H180V146L178 147ZM189 148V147H188ZM209 148V147H208ZM207 148V149H208ZM252 148V147H251ZM75 149H76V147H75ZM115 149H117V148H115ZM124 149V151H125V148L124 147H122V150ZM139 149V148H138ZM158 149V148H157ZM174 149V148H173ZM172 149V150H173ZM187 149V148H186ZM197 149V148H196ZM195 149V150H196ZM221 149V148H220ZM260 149H262V148H260ZM105 150H107V149H105ZM118 150V149H117ZM136 150H137V148H136ZM160 150V149H159ZM179 150V149H178ZM192 150V149H191ZM219 150V149H218ZM142 151H143V149H142ZM145 151V150H144ZM143 151V152H144ZM156 151H158V150H156ZM155 151V152H156ZM175 151V150H174ZM190 151V150H189ZM193 151V150H192ZM128 152H129V150H128ZM140 152H141V150H140ZM142 152V154L143 155H145L144 153ZM146 152V151H145ZM150 152V151H149ZM154 152V151H153ZM154 152V153H155ZM183 152V151H182ZM194 152V151H193ZM200 152H201V149H200ZM94 153H96V152H94ZM101 153H102V151H101ZM132 153L134 154H137L136 153V151L135 152H133L132 151ZM147 153V152H146ZM159 153H160V151H159ZM159 153H156V154H158V157H159ZM188 153V152H187ZM187 153H186V155H187ZM192 153V152H191ZM256 153V152H255ZM260 153V152H259ZM83 154H84V152H83ZM105 154V153H104ZM121 154H122V152H121ZM135 154H134V156H135ZM179 154H181V152L179 153ZM202 153H200V155H201ZM258 154V153H257ZM90 155V154H89ZM125 155H127V153H125ZM129 155H130V152H129ZM141 155V154H140ZM140 155H139V157H140ZM150 155V157H151V154H149ZM153 155V154H152ZM155 155V154H154ZM185 155V156H186ZM192 155V154H191ZM248 155V154H247ZM27 156V155H26ZM97 156V155H96ZM110 156L113 158V160L114 159H117L118 157H119V155H117V154H110ZM133 156V157H134ZM175 156H177L176 154L174 155H172V154H170V153H167L166 155H165V157H164V159H163V164H164V162H167V165H168V163L169 164H171V165H173V164H175L176 163V160H175ZM181 156V155H180ZM194 155H192V157H193ZM28 157V156H27ZM30 157V156H29ZM87 157V156H86ZM103 157V156H102ZM145 157V156H144ZM146 157H148V156H146ZM145 157V158H146ZM154 157V156H153ZM195 157V156H194ZM193 157V158H194ZM231 157V156H230ZM239 157H240V155H239ZM238 156L236 157V158H239ZM55 158V159H54ZM82 158V157H81ZM100 158H101V156H100ZM110 157H108V159H109ZM126 158V157H125ZM129 158V157H128ZM149 158V157H148ZM188 158L190 159V157L188 156L187 157V161H188ZM242 158H244V157H242ZM245 158H247V157H245ZM252 158V157H251ZM250 158V159H251ZM102 159V158H101ZM120 159V158H119ZM134 159V158H133ZM143 159V158H142ZM182 160H183V163H184V158H181ZM199 159V158H198ZM205 159V158H204ZM233 159V158H232ZM235 159V158H234ZM99 162H100V160L99 159H97ZM96 160V161H97ZM105 160H107V159H104L103 161L105 162ZM112 160V161H113ZM122 160V159H121ZM135 160H136V158H135ZM154 160H155V157H154ZM192 160V159H191ZM190 160V161H191ZM222 160V159H221ZM225 160V159H224ZM243 160V159H242ZM242 160H241V163H242ZM26 161V160H25ZM29 161V160H28ZM83 161V160H82ZM89 161V160H88ZM93 161H94V158H93ZM97 161V162H98ZM129 161V160H128ZM178 161H180V159H178ZM192 161H194V160H192ZM202 161V163H204L203 162V160H201ZM207 161H210V160H208V158H207ZM234 161V160H233ZM244 161V160H243ZM31 162V161H30ZM109 162V161H108ZM119 162H120V160H119ZM127 162V161H126ZM142 162V161H141ZM181 162V161H180ZM211 162H213V161H211ZM219 162V161H218ZM238 162V161H237ZM239 162H240V160H239ZM103 163V162H102ZM105 163H107V162H105ZM115 163V162H114ZM231 163V162H230ZM234 163V162H233ZM244 163H245V161H244ZM21 164H22V161H21ZM28 164V163H27ZM88 164V163H87ZM92 164H94L93 162H92ZM91 164V165H92ZM109 164V163H108ZM108 164H105V165H107L108 166ZM117 165L119 164V163H116ZM200 164V163H199ZM208 164V163H207ZM117 165H115V166H117ZM121 165H122V163H121ZM141 165H142V163H141ZM192 165H194V164H192ZM221 165V164H220ZM235 165V164H234ZM248 165V164H247ZM101 166H102V164H101ZM100 166V167H101ZM103 166H104V164H103ZM107 166H105L104 167V169L105 168H107ZM133 166V165H132ZM158 166V165H157ZM196 166V165H195ZM205 166V165H204ZM225 166V165H224ZM86 168H88V166H85ZM84 167V168H85ZM94 167V166H93ZM98 167V166H97ZM138 167V166H137ZM167 167V166H166ZM177 167V166H176ZM219 167V166H218ZM239 167V166H238ZM95 168H96V166H95ZM94 168V169H95ZM138 168H140V166L138 167ZM142 168H144V170H145V167L143 166ZM142 168H140V169H142ZM171 168V167H170ZM174 168H175V165H174ZM191 168V167H190ZM220 168V167H219ZM113 169V168H112ZM117 169H119V167L117 168ZM121 169H123V168H121ZM131 169V168H130ZM165 169L167 170V168H164V171H165ZM203 169V165H202V168H201V170ZM17 170V169H16ZM96 170V169H95ZM124 170V169H123ZM128 170V169H127ZM135 170V169H134ZM138 170V169H137ZM143 170V171H144ZM149 170V169H148ZM147 170V171H148ZM170 170V169H169ZM195 170V169H194ZM193 170V171H194ZM222 170H223V173L225 172L224 171V169L222 168ZM259 170V169H258ZM258 170H256V174H257V171ZM20 171V170H19ZM18 171V172H19ZM84 171V170H83ZM102 171V170H101ZM121 171V170H120ZM155 171H156V168H155ZM197 171V170H196ZM208 171V170H207ZM212 171V170H211ZM220 171V170H219ZM105 172H107L108 173V171H105ZM116 172V170L114 171V173ZM125 172H127V171H125ZM124 172V173H125ZM128 172H130V170H128ZM133 172V171H132ZM132 172L130 173V174H132ZM140 171H138V173H137V171L135 172V174L133 175V176H131V175H129V176H131L132 178H128V177H126V173L124 174V177H123V174L121 175L120 173L118 174V176L119 175H121L122 177V179H126V178H128L130 181H131V185L133 184H136V186H137V184L139 183V184H141V183H145L146 184V177H145V173L143 174H141V172L139 173ZM169 172H171V171H169ZM201 172H204V171H201ZM200 172V173H201ZM209 172V171H208ZM220 172H222V171H220ZM242 172V171H241ZM252 172V171H251ZM261 172H262V169H261ZM261 172H258V173H260L261 174ZM78 173V172H77ZM118 173V172H117ZM174 173V172H173ZM254 173V172H253ZM71 174V173H70ZM111 174V173H110ZM166 174V173H165ZM164 173H162V175H165ZM211 174V173H210ZM231 174H233V173H231ZM247 174V173H246ZM260 174H259V176H260ZM262 174H263V172H262ZM78 175V174H77ZM173 175V174H172ZM196 175V174H195ZM234 175V174H233ZM148 176H149V174H148ZM185 176V175H184ZM183 176V177H184ZM198 176V175H197ZM229 176V175H228ZM236 175H234V177H235ZM250 176H252V175H250ZM259 176H256L255 178L257 179V177H258V179H260L259 178ZM105 177H107V176H105ZM105 177H104V179H105ZM126 177V178H125ZM149 177H151V176H149ZM152 177H155V176H152ZM172 177V176H171ZM176 177V176H175ZM263 177V176H262ZM119 178V177H118ZM120 178V179H121ZM156 178H158V176L157 177H155V180H156ZM160 178V177H159ZM169 178H170V175H169ZM217 178V177H216ZM220 178V177H219ZM254 178V177H253ZM18 179H20V178H18ZM86 179V178H85ZM117 179V178H116ZM167 179V178H166ZM226 179V178H225ZM225 179H222V180H225ZM228 179H230V178H228ZM228 179H226V180H228ZM235 179H237V177H235ZM246 179V178H245ZM108 180V179H107ZM118 180V179H117ZM149 181H150V179H148ZM154 180V181H155ZM159 180V179H158ZM171 180V179H170ZM170 180H169V182H167V184H168V186H169V183L171 184V185H174L176 182H177V180H176V182L175 183H173V182H170ZM172 180H174V179H172ZM217 180V179H216ZM215 180V181H216ZM241 179H239V181L238 182H240L238 185L236 184V183H234V179H233V182H229L228 181V183H230V185H229V187H231V189H232V191H235V192H237V193H241L240 194V196H242V195H244V192H245V188H244V186L241 184L242 182L240 181ZM255 180V179H254ZM264 180V179H263ZM18 181V180H17ZM114 181V180H113ZM119 182H120V180H118ZM117 181V182H118ZM244 181V180H243ZM246 181H247V179H246ZM252 181V180H251ZM257 181V180H256ZM44 182V186H45V189L43 190V192L41 193L42 194V202L44 203V205H40V204H30V205H21V207L19 206V209H17L16 208V203H19V201H21V202H27V201H35V198L34 197H31V195H34L35 194V191H36V189H37V186H38V184H40V183H43ZM117 182H116V184H117ZM210 182V181H209ZM223 182V181H222ZM226 182V181H225ZM253 182V181H252ZM103 183H105V182H103ZM111 183H113V182H111ZM122 183L124 184V182H123V180H122ZM128 183V182H127ZM148 183H151V182H148ZM164 183L166 184V182L164 181ZM184 179H183V185H184ZM195 183V182H194ZM219 183H221V182H219ZM227 182H226V184H228ZM167 184H166V186H167ZM177 184H178V182H177ZM180 184H182V183H180ZM249 184H250V182H249ZM103 185V184H102ZM128 185H130V184H128ZM148 185H150V184H148ZM162 185V184H161ZM170 185V186H171ZM176 185V184H175ZM179 185V184H178ZM177 185V186H178ZM192 185V184H191ZM214 185V184H213ZM254 185V184H253ZM110 186V185H109ZM120 186V185H119ZM123 185H121V187H122ZM140 186V185H139ZM177 186H176V188H177ZM182 186V185H181ZM226 186V185H225ZM249 186V185H248ZM102 187V186H101ZM127 187V186H126ZM148 187V186H147ZM161 187V186H160ZM178 187H180V185L178 186ZM195 187V186H194ZM194 187H193V191H194ZM223 187V186H222ZM251 187V186H250ZM264 187V186H263ZM15 188V187H14ZM41 188V187H40ZM39 188V189H40ZM95 188V187H94ZM94 188H93V190H94ZM103 188V187H102ZM101 188V189H102ZM124 188H125V186H124ZM144 188V187H143ZM150 188V187H149ZM157 188V187H156ZM187 188V187H186ZM189 188V187H188ZM215 188V187H214ZM218 188V187H217ZM225 188V187H224ZM116 189V188H115ZM171 189V188H170ZM199 189H201V188H199ZM208 189V188H207ZM250 189V188H249ZM252 189V188H251ZM253 189H254V187H253ZM105 190H107V188H105ZM134 190V189H133ZM136 190V189H135ZM144 190H146V189H144ZM166 190V189H165ZM171 190H173V186H172V189ZM170 190V191H171ZM175 191H176V189H174ZM178 190H179V188H178ZM189 190H190V188H189ZM196 190H198V189H196ZM226 189H224V191H225ZM228 190H229V188H228ZM227 190V191H228ZM13 191V190H12ZM86 192H87V190H85ZM137 191V190H136ZM191 191V192H190ZM190 191H182V190H180V191H177L179 194H181L182 192H184V196H183V198H181V199H183L184 201H185V204H186V201L188 202V203H190V204H193L194 205V211L195 212H200V211H202L201 210V208L203 209V206L201 207V205H200V203L201 202H199L198 201V197H196V194H192V188H191V190ZM200 191V190H199ZM201 191H203V189L201 190ZM204 191H206L205 190V188H204ZM211 191V190H210ZM217 191H218V189H217ZM216 191V192H217ZM249 191V190H248ZM256 191V190H255ZM255 191H254V193H255ZM89 192V191H88ZM138 192V191H137ZM137 192H136V194H137ZM140 192V191H139ZM148 191H146V193H147ZM169 192V191H168ZM229 192V191H228ZM261 192H262V190H261ZM171 193H172V191L170 192V196H171ZM173 193H174V191H173ZM176 193V192H175ZM196 193V192H195ZM246 193V192H245ZM253 193V192H252ZM263 193H264V191H263ZM263 193H261V194H263ZM82 194V193H81ZM143 194H145L144 192H143ZM164 194V195H163ZM183 194V193H182ZM200 194H201V192H200ZM203 194V193H202ZM209 194V193H208ZM214 195H215V191H214V193H213ZM224 194V193H223ZM230 194H231V192H230ZM247 194H248V192H247ZM256 194H257V192H256ZM14 195V194H13ZM168 195V194H167ZM233 195V194H232ZM232 195L230 196V198H233L232 197ZM235 195H236V193H235ZM250 195V194H249ZM40 196V195H39ZM80 195H77V197H79ZM115 196V195H114ZM139 196V195H138ZM141 196V195H140ZM177 196H178V194H177ZM207 196V195H206ZM211 196H212V194H211ZM224 196V195H223ZM239 195H237V197H238ZM260 196V195H259ZM71 197H72V195H71ZM110 196H108V198H109ZM143 197V196H142ZM150 197V198H149ZM176 196H174V198H175ZM237 197H234V200H235V198H237ZM250 197H251V195H250ZM249 197V198H250ZM73 198V197H72ZM217 198V197H216ZM216 198H215V200H216ZM247 198V197H246ZM41 199V198H40ZM169 199H170V197H169ZM168 199V200H169ZM172 199V198H171ZM177 199H179V197L177 198ZM203 199V198H202ZM205 199V198H204ZM203 199V201H205ZM214 199V198H213ZM218 199V198H217ZM228 199V198H227ZM12 200V199H11ZM88 200V199H87ZM219 200V199H218ZM222 200V199H221ZM231 200H233V199H231ZM247 200H249V199H247ZM264 200V199H263ZM74 201V200H73ZM109 201V200H108ZM182 200H180V202H181ZM183 201V202H184ZM207 202L206 203H208V200H206ZM220 201V200H219ZM253 201V200H252ZM167 202V201H166ZM212 202V201H211ZM225 202H227V204H228V201H224V203ZM231 202V201H230ZM249 202V201H248ZM261 201H259V203H260ZM99 203L101 204V213H100V215H97V212H96V209H98L97 208V205L96 204H98V206H99ZM129 203V202H128ZM204 203V202H203ZM214 203H216V202H214ZM237 203V202H236ZM241 203H243V202H241ZM246 203H247V201H246ZM250 203H251V199H250ZM259 203H258V205H259ZM88 204V203H87ZM173 204V203H172ZM179 204V203H178ZM190 204H189V206H190ZM226 204V205H227ZM231 204V203H230ZM230 204H228V205H230ZM263 204H264V202H263ZM76 205V204H75ZM220 205V204H219ZM237 205H238V203H237ZM179 206V205H178ZM207 206V205H206ZM205 206V207H206ZM211 206V204L209 205V207ZM212 206H214V205H212ZM211 206V207H212ZM241 206H242V204H241ZM250 206V205H249ZM261 206V205H260ZM5 207V206H4ZM71 207H72V205H71ZM174 207V206H173ZM172 207V208H173ZM179 207H181V206H179ZM183 207V206H182ZM181 207V208H182ZM185 207H187V206H185ZM193 207V206H192ZM228 207V206H227ZM227 207H225L224 206V208L226 209ZM232 207V206H231ZM244 207H245V205H244ZM247 207V206H246ZM252 207H254V206H251V208ZM257 207V206H256ZM207 208H208V206H207ZM221 208V207H220ZM222 208H223V205H222ZM249 208V207H248ZM248 208H247V211H248ZM250 208V209H251ZM260 207L258 206V209H259ZM262 208V207H261ZM190 209V208H189ZM224 209V210H225ZM241 209V208H240ZM263 209V208H262ZM3 210V212H4V209H2ZM68 210V209H67ZM168 210H167V212H168ZM209 211L208 212H210V209H208ZM234 210V209H233ZM212 211V210H211ZM214 211V210H213ZM212 211V212H213ZM217 211H219V207H218V210ZM246 211V210H245ZM260 211V210H259ZM222 212H223V209H222ZM123 213V214H122ZM220 213H221V210H220ZM220 213H218V214H220ZM226 213V212H225ZM233 213V212H232ZM242 213V212H241ZM256 213V212H255ZM1 214V213H0ZM74 214H73V216H74ZM116 214V213H115ZM180 214V213H179ZM190 214V213H189ZM198 214V216L200 215L199 213H197ZM207 214V213H206ZM4 215V214H3ZM175 215V214H174ZM181 216H182V214H180ZM184 215V214H183ZM209 215H211V214H209ZM213 215V214H212ZM215 215V214H214ZM224 215V214H223ZM5 216V215H4ZM116 216V215H115ZM115 216H113V217H115ZM176 216V215H175ZM175 216H174V218H175ZM189 217H190V215H188ZM219 216V215H218ZM6 216H5V219L7 218ZM72 217V216H71ZM178 217V216H177ZM183 217V216H182ZM202 217V216H201ZM207 216H205V218H206ZM112 218V217H111ZM195 218H196V216H195ZM72 219V218H71ZM96 219V220H95ZM109 219L111 220V221H109ZM176 219V218H175ZM183 219V218H182ZM207 219H209V218H207ZM117 220V219H116ZM181 220V219H180ZM190 220V219H189ZM193 220V219H192ZM200 220V219H199ZM203 220V219H202ZM210 220V219H209ZM220 220V219H219ZM2 221H5V220H2ZM1 221V222H2ZM185 221V220H184ZM222 221H224V220H222ZM225 221H226V219H225ZM233 222H234V220H232ZM236 221V220H235ZM113 222H115V221H113ZM180 222V221H179ZM178 222V223H179ZM188 222V221H187ZM199 222V221H198ZM208 221H206V223H207ZM232 222V223H233ZM34 223L36 224V226L34 225ZM90 223V222H89ZM88 223V224H89ZM141 223V222H140ZM203 223V222H202ZM235 223V222H234ZM238 223V222H237ZM4 224V223H3ZM5 224H6V222H5ZM142 224V223H141ZM171 224H172V222H171ZM171 224H170V226H171ZM204 224V223H203ZM221 224V223H220ZM68 225V226H69ZM74 225V224H73ZM72 225V226H73ZM174 225H175V223H174ZM201 225V224H200ZM247 225V224H246ZM66 226V225H65ZM75 226V225H74ZM139 227H140V224L138 225ZM178 226V225H177ZM177 226H176V228H177ZM238 226V225H237ZM3 227V226H2ZM61 227V226H60ZM70 227V226H69ZM90 227V226H89ZM121 227V226H120ZM179 227V226H178ZM207 227V226H206ZM205 227V228H206ZM233 227V226H232ZM231 227V228H232ZM243 227H244V225H243ZM257 227V226H256ZM255 227V228H256ZM132 228V227H131ZM165 227H163V229H164ZM167 228V230L165 229V231L164 232H166L165 233V236L167 235V234H169V232H170V230H169V228L168 227H166ZM180 228H181V224H180ZM203 228V227H202ZM204 228V229H205ZM209 227H207V230H211V229H208ZM230 228V229H231ZM247 228V227H246ZM253 228V227H252ZM89 229V228H88ZM123 229V228H122ZM135 229H136V226H135ZM171 230H172V227L170 228ZM200 229V228H199ZM241 229V228H240ZM104 230V231H105ZM181 230V229H180ZM213 230V229H212ZM254 230V229H253ZM253 230H252V232H253ZM256 230H257V228H256ZM101 231H102V229H101ZM125 231V230H124ZM174 231L176 232V229H175V227H174ZM232 231H233V228H232ZM237 231V230H236ZM155 232H157V231H155ZM163 232V233H164ZM179 232V231H178ZM210 232V231H209ZM213 232V231H212ZM212 232H211V235H212ZM243 232V231H242ZM246 232V231H245ZM256 232V231H255ZM255 232L253 233V234H255ZM257 232H258V230H257ZM261 232V231H260ZM102 233V232H101ZM105 233V232H104ZM204 232L202 231V234H203ZM214 233V232H213ZM262 233V232H261ZM138 234V233H137ZM172 234H174L173 233V230H172ZM171 234V235H172ZM176 234H179V233H177L176 232ZM210 234V233H209ZM217 234V233H216ZM252 233L250 234V237H251V235H253ZM115 235V234H114ZM150 235V234H149ZM205 235H206V233H205ZM219 235H220V233H219ZM237 235V234H236ZM243 235H244V233H242V238H244L243 237ZM259 235V234H258ZM262 235H263V233H262ZM48 236V235H47ZM111 236V235H110ZM164 236V237H165ZM179 236V235H178ZM200 236H201V234H200ZM213 236V235H212ZM246 236V235H245ZM129 237V236H128ZM127 237V238H128ZM163 237V238H164ZM217 237V236H216ZM249 237V238H250ZM253 237V236H252ZM254 237H257L256 235L254 236ZM253 237V238H254ZM101 238H103V237H101ZM139 238V237H138ZM176 238V237H175ZM198 238V237H197ZM197 238H195V240L197 239ZM210 238V237H209ZM208 238V241L210 240ZM241 237L239 236V239H240ZM252 238V239H253ZM105 239H107V238H105ZM199 239V238H198ZM239 239H237L238 241H239ZM263 239H264V237H263ZM46 240H47V238H46ZM103 240H104V238H103ZM138 240V239H137ZM165 240V239H164ZM192 240V239H191ZM236 240V241H237ZM241 240V239H240ZM124 241H126V240H124ZM133 241V240H132ZM190 241V240H189ZM199 241V240H198ZM206 241V245H207V240H205ZM235 241V240H234ZM257 241H258V239H257ZM117 242H119V241H117ZM142 242H144L143 240H142ZM149 242V241H148ZM150 242H152V239H151V241ZM156 242V241H155ZM178 242V241H177ZM182 242V241H181ZM204 242V241H203ZM213 242H214V239H213ZM216 242H217V239H216ZM223 242V241H222ZM131 243V242H130ZM138 243V242H137ZM140 243H141V241H139V243L138 244H136V245H139L140 246ZM211 243V242H210ZM224 243H225V241H224ZM234 243V242H233ZM258 243V242H257ZM85 244V243H84ZM99 244H101V243H99ZM148 244V243H147ZM146 244V245H147ZM175 244H177V243H175ZM179 244H180V242H179ZM183 244V243H182ZM197 244V243H196ZM204 244V245H205ZM218 244H219V242H218ZM135 245V246H136ZM209 245V244H208ZM225 245H227V244H225ZM230 245V244H229ZM253 245V244H252ZM251 245V246H252ZM257 245V244H256ZM255 245V246H256ZM112 246V245H111ZM127 246V245H126ZM138 246V247H139ZM143 246V245H142ZM175 246V245H174ZM177 246H179V245H177ZM177 246H175V247H177ZM191 246V245H190ZM193 246V245H192ZM197 246V245H196ZM217 246V245H216ZM221 246V245H220ZM228 246V245H227ZM226 246V247H227ZM255 246H253V247H255ZM258 246V245H257ZM80 247V246H79ZM144 247H145V245H144ZM164 247V246H163ZM172 247H173V245H172ZM198 247V246H197ZM206 247V246H205ZM209 246H207V248H208ZM223 247V246H222ZM243 247V246H242ZM245 247H247V245L245 246ZM259 247H260V245H259ZM142 248V247H141ZM141 248H140V250H141ZM149 248H150V246H149ZM170 248V247H169ZM192 248V247H191ZM204 248V247H203ZM206 248V250H208ZM212 247H210V249H211ZM216 248V247H215ZM224 248V247H223ZM184 249V248H183ZM189 249V248H188ZM196 249V248H195ZM198 249H201V248H198ZM198 249H196V250H198ZM227 249H228V247H227ZM245 249H248V247L247 248H245ZM253 249V248H252ZM145 250V249H144ZM147 250V249H146ZM151 250H152V248H151ZM168 251H171L172 252V249H167ZM187 250V249H186ZM190 250V249H189ZM188 250V251H189ZM254 250V249H253ZM139 251V250H138ZM183 251V250H182ZM193 251V250H192ZM213 251V250H212ZM217 251H218V249H217ZM221 251V250H220ZM231 251H232V249H231ZM235 251H236V249H235ZM152 252V251H151ZM167 252V251H166ZM181 252V251H180ZM197 252V251H196ZM234 252V251H233ZM130 253V252H129ZM141 253V252H140ZM144 253V252H143ZM188 253V252H187ZM199 253V252H198ZM227 253V252H226ZM235 253V252H234ZM252 253H254V252H252ZM135 254H137L136 253V251H135ZM164 254V253H163ZM172 255L174 254V255H176V256H178V258L174 261V262H179V264H182L183 263V261H182V259H181V257L179 256L180 255V253H179V251L177 250V249H175L174 251H173V253H171ZM192 254V253H191ZM194 254V253H193ZM222 253H220V255H221ZM228 255L229 254H231V253H227ZM235 254H238V253H235ZM241 254V253H240ZM133 255V254H132ZM160 255V254H159ZM196 255V254H195ZM204 255V254H203ZM202 255V256H203ZM223 255V254H222ZM232 255V254H231ZM135 256H138V255H135ZM135 256H132V257H135ZM189 256H190V253H189ZM207 256H208V254H207ZM213 256H214V254H213ZM213 256H211V257H213ZM224 256V255H223ZM233 256V255H232ZM250 256V255H249ZM159 257V256H158ZM169 257H170V255H169ZM169 257H168V259H169ZM191 257V256H190ZM217 257V256H216ZM226 257V256H225ZM225 257H223V258H225ZM99 258V257H98ZM139 258H140V256H139ZM155 258H157V257H155ZM154 258V259H155ZM193 258V257H192ZM227 258H228V256H227ZM236 258V257H235ZM234 258V259H235ZM240 258H241V256H240ZM239 258V259H240ZM243 258V257H242ZM257 258V257H256ZM112 259V258H111ZM133 259V258H132ZM132 259H130V260H128V262H132L133 260ZM144 259H145V257H144ZM150 259V258H149ZM165 256L163 257V256H161V259H158V261H152L151 259V262H148L147 260L144 262L143 261V258H142V262H140V264H173L172 263V261L171 260H168ZM197 259H198V257H197ZM201 259V258H200ZM199 259V260H200ZM216 259V258H215ZM226 259V258H225ZM229 259H230V255H229ZM229 259H227V261H229ZM246 259V258H245ZM248 259V258H247ZM190 260V259H189ZM231 260V259H230ZM238 260V259H237ZM243 260V259H242ZM241 260V261H242ZM138 261H139V259H138ZM196 260H194V262H195ZM206 261V260H205ZM204 261V263L205 264H207L206 262ZM216 262V260H213L212 259V262ZM223 261V260H222ZM247 261V260H246ZM90 262H91V260H90ZM121 262V261H120ZM128 262H126V264L128 263ZM135 262V261H134ZM189 262V261H188ZM197 262V261H196ZM219 262V261H218ZM224 262H225V260H224ZM231 262H233V261H231ZM239 262V260L238 261H236V264ZM242 262H245V260H243ZM248 262V261H247ZM256 262L257 263H259V261H257L256 260ZM98 263V262H97ZM114 263V262H113ZM112 263V264H113ZM119 263V262H118ZM136 263L138 264V262L136 261ZM198 263V262H197ZM228 263V262H227ZM251 263H252V261H251ZM264 263V262H263ZM117 264V263H116ZM125 264V263H124ZM129 264V263H128ZM134 264V263H133ZM187 264H194L193 262L191 263V260H190V263H187ZM201 264V263H200ZM222 264V263H221ZM231 264V263H230ZM241 264V263H240ZM244 264H246V262L244 263ZM254 264V263H253Z\"/></svg>",
  "mask_w": 264,
  "mask_h": 264
}]
</instances>
